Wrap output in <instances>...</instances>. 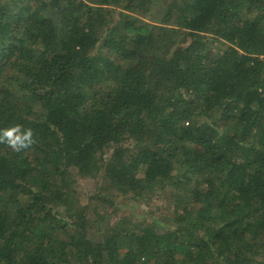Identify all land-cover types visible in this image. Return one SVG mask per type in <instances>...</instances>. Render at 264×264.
Instances as JSON below:
<instances>
[{
    "label": "trees",
    "instance_id": "trees-1",
    "mask_svg": "<svg viewBox=\"0 0 264 264\" xmlns=\"http://www.w3.org/2000/svg\"><path fill=\"white\" fill-rule=\"evenodd\" d=\"M0 264H264V0H0Z\"/></svg>",
    "mask_w": 264,
    "mask_h": 264
},
{
    "label": "rangeland",
    "instance_id": "rangeland-1",
    "mask_svg": "<svg viewBox=\"0 0 264 264\" xmlns=\"http://www.w3.org/2000/svg\"><path fill=\"white\" fill-rule=\"evenodd\" d=\"M84 188L86 191L93 192L96 188V180L94 179H88L87 181L84 182ZM124 211L132 218H141L144 217L145 214H148L151 209H153L149 206H145L143 203L140 204H134L132 201L130 202H125L122 205ZM123 211V212H124ZM125 213V214H126Z\"/></svg>",
    "mask_w": 264,
    "mask_h": 264
}]
</instances>
